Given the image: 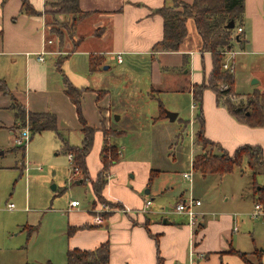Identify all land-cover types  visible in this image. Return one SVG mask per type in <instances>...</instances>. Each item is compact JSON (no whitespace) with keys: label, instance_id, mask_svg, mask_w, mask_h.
I'll return each instance as SVG.
<instances>
[{"label":"rangeland","instance_id":"rangeland-1","mask_svg":"<svg viewBox=\"0 0 264 264\" xmlns=\"http://www.w3.org/2000/svg\"><path fill=\"white\" fill-rule=\"evenodd\" d=\"M62 1L52 0L46 4L48 36L55 40L50 50L56 66L61 60L59 52L72 50L82 40V35L86 34L78 23L84 15L80 4L81 14L71 15L61 13L59 10L57 4H61ZM96 2L97 0H88L86 4L89 8H95ZM237 28L234 34L237 33ZM100 30L97 28L94 33L98 35ZM46 43L49 44L51 41L48 40ZM240 44L234 41L230 52L242 51L241 46H238ZM239 54L235 56L236 64H233L232 68L233 88L228 92L226 85L223 84L217 89L220 94L228 92L219 98L224 105L237 106L241 102L245 103L254 95L252 89L264 88V55ZM99 57L101 56L94 58L97 60ZM77 58L73 59L76 60L73 64L71 61V67H74L76 72L79 71ZM105 59L103 64L101 61L102 65L97 72L85 71L89 79L88 87L91 89L81 92L80 99L84 98L82 104L81 100L79 101L78 108L82 107V117L86 119L87 125L95 130L94 135L100 131L104 132L106 136L104 143L115 145L119 149L121 177L125 182L130 186L131 183L139 182L141 174L148 167L158 170L160 173L152 178L149 186L142 191L139 190L142 196L155 198L152 202L153 208L158 207L160 210L163 206L162 208L169 210L178 201L193 194L202 202V207L197 208L198 213L206 214L208 219H215L223 214L235 213L238 216L232 234L233 242L247 247V251H250L252 239L258 250L264 249L263 217H252L254 203L250 201L246 204L241 198L245 186L253 189L256 183L262 185L260 183L264 181V167L258 168L254 175L243 161L240 168H234L231 173L222 176H202L196 171L193 172L192 160L201 156L203 152L196 142L198 125L193 123L198 109L192 114L186 94V97L174 93L158 94L162 108L178 114L180 112L179 117L173 122L166 120L164 125L158 122L152 125L150 120L148 123L150 116L153 120L156 117L158 102L137 98L135 88L144 86L150 79L149 57L134 58L123 55L122 63H116L110 56H106ZM48 64L50 65V62ZM105 66L108 69H105ZM250 72L256 75L251 76ZM14 74L15 80L19 81V71ZM8 87L20 94L18 95L22 98L20 102L28 110L53 113L57 118V127L62 138L66 139L69 145L79 146L82 134L78 126L81 121L79 122L73 104L63 101V96L56 90L39 92L24 91L21 86ZM2 89L3 85H0V91ZM1 93L0 264H66V251L71 236L68 203L77 200L80 206L76 210H83L92 201L89 206L94 215L95 209L113 208L116 203H112L110 207L95 198L92 200L89 180L84 179V184L75 183L82 175L72 174L68 155L63 151L62 140L55 132L30 134L23 157L22 151L13 143L14 137L10 135V130L18 134L22 128L28 129V125L22 127L19 123L13 122L11 104ZM151 94L155 95V92L151 91ZM261 94L264 99V93ZM94 98L103 103L97 104ZM97 105H100L99 109ZM120 112L124 118L115 122L114 115L120 116ZM134 112L140 116L137 126L132 124ZM189 118L191 124L184 126L181 120L187 121ZM10 123L13 124L9 130L7 126ZM98 129L100 131H97ZM96 138L97 136L93 140L94 146L92 145L87 154L92 157L96 155ZM170 143L172 146H169ZM218 148L206 145L204 151L218 155L220 153ZM183 172H190L191 180L184 178ZM108 174L110 175L109 172ZM146 190L151 191V194H145ZM182 196L185 197L180 199ZM9 204L12 205L10 210ZM167 217L171 221L181 218L176 214ZM29 230H32L30 234Z\"/></svg>","mask_w":264,"mask_h":264},{"label":"crops","instance_id":"crops-1","mask_svg":"<svg viewBox=\"0 0 264 264\" xmlns=\"http://www.w3.org/2000/svg\"><path fill=\"white\" fill-rule=\"evenodd\" d=\"M26 1L37 12L35 15L21 12L22 0H0V80L4 82L9 92L7 95L1 94L7 97L5 99L9 100L11 108L14 106L13 99L22 106L24 105L21 103L22 98L18 96L20 94L16 90L12 91L8 86H21L22 89H25L24 91L48 92V90H56L63 96V101L74 105L64 93L61 74L72 86L85 92L91 89L88 87L89 79L85 75V71L97 72L105 62L106 56H110V59L115 60L116 63H122V56L128 55L134 58L148 56L150 60L148 83L135 88L137 98L158 102L156 117L153 120L150 116L148 123L150 120L152 125L157 122L164 125L163 123L168 120L165 113L161 115L158 94L174 93L184 96L186 94L192 114L197 109V105L196 108L192 107L194 106L192 86L203 83L209 76L211 56L209 53L200 52L201 40L193 20L189 19L186 22L187 36L178 51L167 52L154 48V45L162 38L163 23L162 18L153 12L162 7L172 6L174 0H97L95 8L87 6L88 0H80V7L84 15L78 23L82 30L86 31V34L82 35V40H79L80 42L72 50L59 52L62 60L60 70L54 64L53 53L50 50L55 40L48 36L46 4L52 0ZM181 1L191 4L193 0ZM239 27L242 29L243 41L238 46H241L242 51L232 50L234 55L226 53L224 56L231 68H233V64H236L235 56L239 53L253 56L264 55V0H245L243 18ZM97 28L101 29L98 35L94 33ZM48 40L51 43H46ZM118 54L121 56V62L117 61ZM40 56L43 61L38 60ZM95 56H101L98 58L100 65L92 70V63L96 62ZM184 56L188 57L189 63L187 69L182 71ZM74 58L79 61L78 72L74 71V67H71V61L72 64L76 61L73 60ZM234 68L236 69V66ZM17 71H19V81L14 78L16 76L14 72ZM250 75L253 76L256 73L250 72ZM60 86L62 87L60 88ZM151 91H154L155 95L151 94ZM251 92L264 93V88L252 89ZM83 98L80 99L81 104ZM95 102L103 103L97 99ZM74 106L76 107V105ZM99 106L97 105L98 109ZM25 109L30 111L26 107ZM78 109L77 106L78 119L79 122L81 121L78 129L81 132L82 121L86 125L87 123L86 119L82 117V107L80 110ZM171 110L177 109L171 108ZM201 111L204 119L205 138L219 144L230 155L241 145H258L262 148L264 157V127H250L238 121L221 103L216 101L215 94L210 89L203 91ZM179 114L177 113L175 120L178 119ZM114 116H118V120H114L115 122L124 118L121 112L120 116ZM133 117L132 124L137 126L140 116L134 112ZM181 121L184 126L191 124L190 118L187 121ZM193 121L199 128V119H193ZM12 124L7 126L8 129ZM10 135L14 137L16 134L10 130ZM95 136H97L96 155L94 157L87 155L85 159L90 180L96 178L102 167L100 153L104 137L101 131ZM82 138L81 135L79 146ZM94 144L92 145L94 146ZM169 146H172V143ZM24 147L26 150V146ZM21 151L22 154L24 152L22 155L24 157L25 151ZM120 167L121 161L110 167V177L102 189V196L105 200L118 204L117 207L111 208L106 213L108 216L103 226L92 223L89 206L92 201L83 210L70 208L68 203L69 211L67 213L71 236L67 251L74 248L94 250L102 243L109 242L107 264H158L159 260L161 264H245L237 255L229 251L233 249L251 254L258 250L252 239L250 251H247V247L233 242L232 234L235 229L236 217H238L235 213L233 215L223 214L215 219H208L206 214L200 213L202 216L197 227H190L183 217L176 219L177 221H171L167 217L168 215L160 213L158 207H152L155 198H146L139 193V190L142 191L143 188L149 186L148 177H150L152 169L148 167L141 174L140 181L131 183L130 186L121 177ZM155 172L157 173L153 174L157 177L160 171L155 170ZM80 184H84V182L82 183L81 180ZM260 184L262 185L256 183V186H263L264 181ZM89 186L93 200L95 197L91 184ZM242 192H244L243 197L241 196L242 201H246V204L252 201L255 211L256 204L260 203L256 201L257 195L254 194V187L250 189L245 186V191L243 189ZM148 194H151V191H148ZM184 197L182 196L180 199ZM189 197L195 198L193 194ZM147 200L151 201V205L145 208L144 204ZM11 207L12 205L9 204L8 209L10 210ZM201 207L202 202L198 208ZM124 209L127 211L123 212ZM142 210L145 212L143 213ZM261 210L264 213V210ZM262 217L264 220V215ZM260 251H262L261 261L264 264V249ZM248 259L250 262L256 263L255 255H249Z\"/></svg>","mask_w":264,"mask_h":264},{"label":"trees","instance_id":"trees-1","mask_svg":"<svg viewBox=\"0 0 264 264\" xmlns=\"http://www.w3.org/2000/svg\"><path fill=\"white\" fill-rule=\"evenodd\" d=\"M245 0H193L191 4L182 2L181 0H174L171 7H162L155 10L153 13L158 14L162 18V38L154 45V48L167 52H175L179 50L180 45L187 36L186 22L192 19L195 29L201 40V53H209L211 56V71L207 79L201 84H194L192 86V96L194 108L198 109L196 119H199V128L196 134V142L201 146L202 154L198 158H194L192 162V169L202 176L208 175H226L231 173L234 168H240L243 161L246 167L253 171L255 175L260 167H264V157L262 148L258 145H241L235 149L230 155L219 144L212 142L204 136V119L201 111L202 94L205 89H210L216 97V101L221 103L219 98L231 91L234 86V74L229 70L223 69L225 62V52L232 48L234 41L242 43V34L237 32L234 34L237 27L241 25L244 13ZM79 0H63L61 4H57L61 13L75 15L80 13ZM21 12L27 15H35L37 12L30 6L26 0H22ZM234 23L233 29H228L226 26L230 22ZM92 63V70L97 65H100V60ZM60 62L58 69L60 70ZM189 60L187 56L183 57V66L181 70L187 69ZM64 93L76 105L79 104L82 90L72 86L67 78L63 75ZM226 85L228 92L218 93L219 85ZM0 85L3 89L0 91L3 95L9 94L4 82L0 80ZM13 117L14 122L19 123L22 127L26 124L30 134L35 135L44 131L55 132L62 140L63 151L66 155H73V163L79 169L82 175V182L88 179L91 184V189L95 199L102 201L108 206H112L102 196V189L107 183V174L111 166L119 161V149L115 145H108L103 143L101 149L102 167L97 173L94 180H90L88 170L86 168L85 159L89 153L94 139L95 130L87 126L82 121L81 134L83 136L81 145L79 147L71 146L64 140L57 127V118L53 113L49 112H30L24 106L13 99ZM222 104V103H221ZM226 110L234 116L238 121L250 127H264V99L261 93L255 92L244 103L240 105H224ZM160 112L163 115L165 110L159 103ZM80 110V109H78ZM80 113V112H79ZM23 129V128H22ZM104 133V132H103ZM107 133V132H106ZM105 142V133H104ZM206 145L219 147V154L204 151ZM25 151L24 146L18 147ZM24 154V152H23ZM155 170H151L149 182L155 176ZM149 185V183H148ZM254 194L257 195L256 201L260 203L264 210V185L256 188L254 187ZM107 201V202H106ZM118 205L115 204V207ZM108 215L104 214L106 218ZM32 230H29V234ZM237 255L245 264H263L261 261L262 251L256 250L251 254L235 251H229ZM249 255L256 256V263L249 261ZM109 260V242L102 243L94 250L70 249L66 252V264H107ZM49 264V263H48ZM158 264H161L159 260Z\"/></svg>","mask_w":264,"mask_h":264},{"label":"built area","instance_id":"built-area-1","mask_svg":"<svg viewBox=\"0 0 264 264\" xmlns=\"http://www.w3.org/2000/svg\"><path fill=\"white\" fill-rule=\"evenodd\" d=\"M237 32H241V28L238 27L237 28ZM226 53L231 55V56L234 55V52H230V50L225 52V54ZM38 60L43 61V58L40 56L38 58ZM117 61L121 62L120 55H118ZM223 69H226V70H229L230 72H232L231 66L226 61L223 63ZM192 107H194V106H192ZM29 135H30V133H29L28 129L24 128L18 134H16L14 136L13 143L16 146H25L26 143L29 140ZM68 160H69V162L71 164L72 174H74V176H76L79 173V169L73 163V155L72 154L68 155ZM109 177H110V175L107 174V181H108ZM183 177L187 178L188 180H191L190 173H183ZM150 205H151V201L147 200L145 202V204H144V207L147 208ZM200 205H201V201L200 200L195 199L193 197H189L187 199L178 201L176 203V205L173 208L169 209V210H165L164 208H161L159 211H160V213L162 215H171V214L179 215V216L185 218L186 223L190 227H195V226L197 227V226H199V220H200V218L202 216V214L198 213V211H197V208ZM79 206H80V203L77 200H71L69 202V207L70 208H77ZM110 209L111 208H109V207H104V208H100L99 207V208L95 209L96 214L95 215L92 214V223L94 225H97V226H103L104 223H105V219H106L104 217V214L109 212ZM261 209H262L261 205L260 204H256L255 211L251 215L253 217L263 216L264 213H263V211ZM124 211H127V210L124 209L123 212ZM142 212L144 213L145 211L142 210ZM100 213H103V214H100Z\"/></svg>","mask_w":264,"mask_h":264},{"label":"water","instance_id":"water-1","mask_svg":"<svg viewBox=\"0 0 264 264\" xmlns=\"http://www.w3.org/2000/svg\"><path fill=\"white\" fill-rule=\"evenodd\" d=\"M226 27L228 29H233L234 28V23L231 21ZM106 67L107 66H105L104 68L106 69ZM165 116L170 122H173L175 120V118L177 117V113L170 112V111H165ZM114 120L117 121L118 120V116H114ZM76 183L80 184L81 180L77 181ZM145 193L148 194V190H146Z\"/></svg>","mask_w":264,"mask_h":264}]
</instances>
